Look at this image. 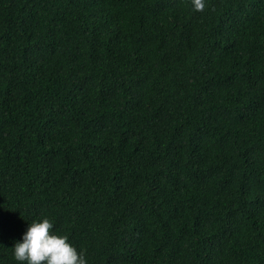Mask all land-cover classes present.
I'll return each instance as SVG.
<instances>
[{"label": "trees", "instance_id": "trees-1", "mask_svg": "<svg viewBox=\"0 0 264 264\" xmlns=\"http://www.w3.org/2000/svg\"><path fill=\"white\" fill-rule=\"evenodd\" d=\"M207 4L0 0V264H264V0Z\"/></svg>", "mask_w": 264, "mask_h": 264}, {"label": "clouds", "instance_id": "clouds-1", "mask_svg": "<svg viewBox=\"0 0 264 264\" xmlns=\"http://www.w3.org/2000/svg\"><path fill=\"white\" fill-rule=\"evenodd\" d=\"M196 12L208 7L207 0H190ZM52 221L44 218L32 222L22 237L21 243L14 245V259L19 264H87L85 255L78 252L68 242L67 236L52 233Z\"/></svg>", "mask_w": 264, "mask_h": 264}]
</instances>
